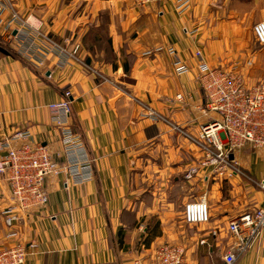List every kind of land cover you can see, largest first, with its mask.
<instances>
[{
  "label": "crops",
  "instance_id": "crops-1",
  "mask_svg": "<svg viewBox=\"0 0 264 264\" xmlns=\"http://www.w3.org/2000/svg\"><path fill=\"white\" fill-rule=\"evenodd\" d=\"M10 1L46 39L30 29L17 36L24 49L32 42L41 65L0 42V143L17 148L25 141L13 135L26 131L29 143L65 163L63 136L71 132L81 143L74 157L90 166L84 181L45 179V205L26 211L17 228L23 242L36 244L25 264H154L165 244L182 246L185 264H225L227 223L264 206L253 183L264 176V149L235 151L221 172L217 164H204L194 139L216 115L202 111L194 52L217 69L245 66L252 58L251 67L241 69L254 82L251 70L255 61L264 68V45L251 54L250 39L253 25L264 19V0H189L184 10L176 9V0L140 8L132 0ZM47 39L68 52L76 44L79 50L62 60L42 55ZM170 49L188 73L176 74ZM64 91L71 94V114L59 127L48 105ZM146 109L166 122L144 117ZM202 194L209 222H178L184 205ZM8 205L0 175V246ZM234 264H264V230Z\"/></svg>",
  "mask_w": 264,
  "mask_h": 264
},
{
  "label": "built area",
  "instance_id": "built-area-1",
  "mask_svg": "<svg viewBox=\"0 0 264 264\" xmlns=\"http://www.w3.org/2000/svg\"><path fill=\"white\" fill-rule=\"evenodd\" d=\"M158 0H132L133 4L147 7ZM177 10H184L189 0H176ZM23 29H30L33 37L45 38L38 27L18 16L10 0H0V42L3 47L15 48L29 62L42 64L37 50L29 44L22 48L18 35ZM252 33L258 45H264V19L253 25ZM49 40V39H47ZM65 44L67 40H64ZM21 45V47L19 46ZM48 49L38 51L42 55L55 53L61 57H74L79 46L73 45L70 52L67 48L49 40ZM173 57V66L177 75L188 73V67L175 58V52L169 50ZM69 55V56H68ZM199 60L196 82L204 93L202 111L213 113L215 119L199 127L195 140L204 151V164H217L218 171L229 165L230 156L245 146L253 149H264V80L249 82L241 68L252 65V58L245 66L234 64L229 69L211 68L204 61L201 51L194 52ZM60 61L59 65L64 66ZM71 94L62 93V99L50 103L48 109L52 122L56 126L67 124L71 114ZM177 101H182L180 95ZM172 104V103H170ZM143 116L154 122L165 121L152 109H146ZM166 122V121H165ZM29 134L15 133L11 140L25 141L17 148H10L0 143V175L5 179L9 189V205L2 210L3 224L6 229L4 244L0 246V264H25L26 258L34 253L36 244H26L19 238L18 225L26 218V211L45 205V179L54 175H64L68 180L80 182L89 175V160L76 159V149L81 146L80 140L71 132L64 133L63 148L67 157L65 163H59L39 144L28 142ZM236 165V164H234ZM87 170V171H86ZM196 171L191 169L185 175L189 179ZM237 173V170H236ZM235 173V174H236ZM67 180V182H68ZM65 181V185H67ZM254 187L264 195V176L253 181ZM183 220L187 225H203L209 222V207L206 194L186 203L183 207ZM264 230V206L247 210L232 218L227 223L230 245L223 255L225 264H234L238 258L251 249L259 240ZM216 233L213 232V235ZM202 240L200 244H204ZM185 251L182 246L165 244L160 246L154 255V264H185Z\"/></svg>",
  "mask_w": 264,
  "mask_h": 264
},
{
  "label": "rangeland",
  "instance_id": "rangeland-1",
  "mask_svg": "<svg viewBox=\"0 0 264 264\" xmlns=\"http://www.w3.org/2000/svg\"><path fill=\"white\" fill-rule=\"evenodd\" d=\"M261 48H263V46L261 47L260 45H258L254 38L252 37L251 35V39H250V51H251V54L254 52H258ZM252 56V55H251ZM252 74H253V78H254V81H258V80H264V68L262 66H259L258 63H254L253 67H252V70H251ZM249 75H247L248 77ZM261 78V79H260ZM174 210L176 211H180L181 210V207L180 205H177L174 207ZM177 219V221L179 222H184L183 220V216L182 214H178L177 217H175Z\"/></svg>",
  "mask_w": 264,
  "mask_h": 264
},
{
  "label": "water",
  "instance_id": "water-1",
  "mask_svg": "<svg viewBox=\"0 0 264 264\" xmlns=\"http://www.w3.org/2000/svg\"><path fill=\"white\" fill-rule=\"evenodd\" d=\"M231 158V157H230Z\"/></svg>",
  "mask_w": 264,
  "mask_h": 264
}]
</instances>
